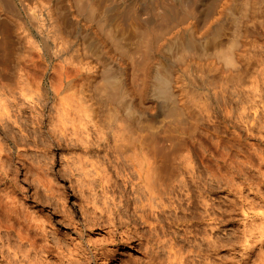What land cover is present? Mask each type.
<instances>
[{
	"label": "bare ground",
	"instance_id": "bare-ground-1",
	"mask_svg": "<svg viewBox=\"0 0 264 264\" xmlns=\"http://www.w3.org/2000/svg\"><path fill=\"white\" fill-rule=\"evenodd\" d=\"M260 37L264 0H0V75L7 72L3 64L11 63L17 79L16 87H9L19 88L27 102L24 108L18 105V112H29L19 125L27 130L22 138L10 126L4 128L5 137L36 143L48 132L51 143H64L61 133L43 130L54 106L50 116L45 103L56 101L62 115L72 110L90 121L102 145L108 146L107 135L113 134L120 146L116 150L130 161L136 179L131 171L129 189L121 190L118 203L110 198L105 223L114 233L125 227L131 233L127 239L144 242L147 264L166 262H160L165 251L168 264H175L176 245L164 237V228L174 225L176 209L193 206L189 182L194 184L195 172L207 164L176 161L175 125L165 146L147 119L172 115L193 89L256 82ZM32 64L43 75L51 65L53 75L49 81L36 80L37 89L28 92L25 66ZM176 187L192 192L184 193L186 206L175 205L180 200Z\"/></svg>",
	"mask_w": 264,
	"mask_h": 264
},
{
	"label": "rangeland",
	"instance_id": "rangeland-1",
	"mask_svg": "<svg viewBox=\"0 0 264 264\" xmlns=\"http://www.w3.org/2000/svg\"><path fill=\"white\" fill-rule=\"evenodd\" d=\"M256 45L262 53L256 82L193 89L172 115L147 119L165 146L175 125L176 161L207 164L195 172L200 175L195 185L189 182L193 206L186 212L176 209L174 225L164 228V237L176 245L175 264H264V37ZM3 65L8 68L0 75V264H147L144 242L127 239L131 233L125 227L114 233L105 223L111 199L118 203L135 172L116 150L113 134L103 146L90 121L72 110L62 115L56 101L45 103L50 116L54 106L43 130L61 133L64 143H51L48 132L36 143L11 142L5 126L22 138L27 130L19 125L29 112H18L27 102L19 88L11 90L17 79L11 63ZM25 67L28 92L37 89L36 80L53 75L51 65L44 75L33 64ZM188 175L184 171L189 180ZM180 188L175 205L186 206L187 189ZM166 252L160 262H167Z\"/></svg>",
	"mask_w": 264,
	"mask_h": 264
}]
</instances>
